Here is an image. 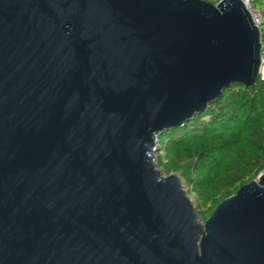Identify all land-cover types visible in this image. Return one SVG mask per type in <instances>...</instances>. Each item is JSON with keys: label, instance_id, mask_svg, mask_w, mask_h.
<instances>
[{"label": "water", "instance_id": "1", "mask_svg": "<svg viewBox=\"0 0 264 264\" xmlns=\"http://www.w3.org/2000/svg\"><path fill=\"white\" fill-rule=\"evenodd\" d=\"M263 62L243 0H0V264H264V174L202 222L156 164Z\"/></svg>", "mask_w": 264, "mask_h": 264}, {"label": "trees", "instance_id": "2", "mask_svg": "<svg viewBox=\"0 0 264 264\" xmlns=\"http://www.w3.org/2000/svg\"><path fill=\"white\" fill-rule=\"evenodd\" d=\"M262 12L264 0H251ZM167 175L176 172L192 187L207 211L264 171V80L254 87L234 85L207 112L160 137Z\"/></svg>", "mask_w": 264, "mask_h": 264}, {"label": "rangeland", "instance_id": "3", "mask_svg": "<svg viewBox=\"0 0 264 264\" xmlns=\"http://www.w3.org/2000/svg\"><path fill=\"white\" fill-rule=\"evenodd\" d=\"M205 1H209L211 3L217 4V3H219L220 0H205ZM262 72L264 73V63H263V67H262ZM166 161H167L166 156L164 155V152L162 151L161 144H160V151L157 153L156 164H157V168L163 173L164 176H168L166 171H165V167H164ZM172 174H177L180 176V174H178L176 172H173ZM260 174H264V171H262ZM180 178L183 181L185 191L187 192V194L191 198V200H192V202H193V204L197 210V213H198V215L202 221L203 215L207 211L208 207L206 205H204L203 202L195 194H193L192 187H190L181 176H180ZM202 222H204V221H202Z\"/></svg>", "mask_w": 264, "mask_h": 264}, {"label": "built area", "instance_id": "4", "mask_svg": "<svg viewBox=\"0 0 264 264\" xmlns=\"http://www.w3.org/2000/svg\"><path fill=\"white\" fill-rule=\"evenodd\" d=\"M244 3L246 4L252 18H253V21L254 23L260 27L261 23H262V12L260 10H258L254 4L252 3L251 0H243ZM264 63V62H263ZM261 79L264 80V73L262 72V76H261Z\"/></svg>", "mask_w": 264, "mask_h": 264}]
</instances>
